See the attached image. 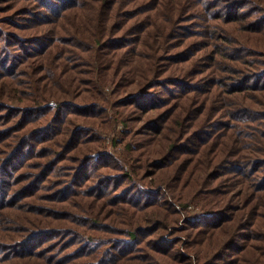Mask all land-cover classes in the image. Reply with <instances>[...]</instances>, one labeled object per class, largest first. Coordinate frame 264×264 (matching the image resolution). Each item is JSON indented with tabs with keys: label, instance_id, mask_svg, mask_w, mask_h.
<instances>
[{
	"label": "trees",
	"instance_id": "1",
	"mask_svg": "<svg viewBox=\"0 0 264 264\" xmlns=\"http://www.w3.org/2000/svg\"><path fill=\"white\" fill-rule=\"evenodd\" d=\"M0 264H264V0H0Z\"/></svg>",
	"mask_w": 264,
	"mask_h": 264
},
{
	"label": "rangeland",
	"instance_id": "2",
	"mask_svg": "<svg viewBox=\"0 0 264 264\" xmlns=\"http://www.w3.org/2000/svg\"><path fill=\"white\" fill-rule=\"evenodd\" d=\"M216 2H212V4H215ZM217 4V3H216ZM232 8L234 9H237V6L233 5V6H223L221 7L218 12V14H222L224 16H226V14L228 13V11L232 10ZM215 11V10H214ZM57 27V25H52L51 26V29L54 31V29ZM24 98V97H23ZM129 115V118H130V122H129V125L131 127V130L129 131V134H130V137H131V142H132V113L128 114ZM123 128H122V125H118L116 127H114L113 129H111L108 133V136L107 138L105 139L106 140V145L108 147V150L110 151H113V153L116 155V156H119V154L121 153L120 151L123 150L124 151V146H119L117 148H114L112 145H111V142H112V139H115L118 141V139H120L122 137V134H120L122 132ZM81 151L83 152L84 150L81 149Z\"/></svg>",
	"mask_w": 264,
	"mask_h": 264
}]
</instances>
